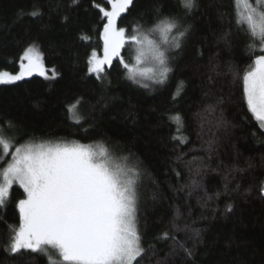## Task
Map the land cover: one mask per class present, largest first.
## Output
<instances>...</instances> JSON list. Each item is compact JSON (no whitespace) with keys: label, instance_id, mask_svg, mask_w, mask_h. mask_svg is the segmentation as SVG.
<instances>
[{"label":"trees","instance_id":"16d2710c","mask_svg":"<svg viewBox=\"0 0 264 264\" xmlns=\"http://www.w3.org/2000/svg\"><path fill=\"white\" fill-rule=\"evenodd\" d=\"M96 4L110 10L106 0H0V71H19L25 50L34 47L48 76L57 72L54 79L0 84V130L12 148L102 142L130 156L141 174L146 254L139 264H264V129L244 98L242 77L255 52L235 0H196L187 14L179 0H133L118 18L129 34L137 24L151 27L157 9L162 16L180 13L182 29L190 26L181 48L167 53V82L151 80L148 87L128 79L119 58L99 79L88 72L106 23ZM34 10L41 15L31 16ZM128 45L121 56L130 62ZM77 100L79 124L68 111ZM20 199L23 191L13 185L0 206V264H50L43 254L7 250Z\"/></svg>","mask_w":264,"mask_h":264},{"label":"snow or ice","instance_id":"6c2138e0","mask_svg":"<svg viewBox=\"0 0 264 264\" xmlns=\"http://www.w3.org/2000/svg\"><path fill=\"white\" fill-rule=\"evenodd\" d=\"M77 2L73 0V4ZM106 4L110 10L95 5L107 22L101 34L103 57L95 51L91 53L89 73H95L99 79L104 66L119 58L128 79L139 83L138 77H146L153 83L165 84L172 72L167 53L181 48L190 26L182 29L180 13L162 16L157 9L151 27L137 24L129 34L126 27L118 25V18L129 10L133 0H106ZM179 4L187 14L196 7V0H179ZM246 13L240 23L247 24L250 35L259 38L261 54L255 56L252 66L243 74V93L248 111L264 129V0L255 5L246 0ZM30 15L39 17L41 13L34 10ZM127 44L135 46L134 63L121 56ZM249 47L254 49L255 45ZM148 59L154 61V68H140ZM24 60L27 64L21 62L17 74L0 71V84L22 80L33 72L46 79L57 76L55 69L50 76L46 74L34 47L25 50L21 57ZM182 87L183 81L177 86L176 95ZM80 103L77 100L68 107L70 118L77 124L83 119L78 112ZM171 119L178 125L181 122L179 115ZM11 147V141L0 136L4 156H12L0 172V206L10 197L14 184L23 189L25 198L17 202L20 223L18 228L11 229L13 235L7 250L13 254L25 250L46 256L55 250L61 258L59 264H139L146 254L138 221L141 174L139 166L129 162L130 156H117L102 142L25 143L14 152H10ZM260 196L264 197V185L260 187ZM163 238H168L167 232Z\"/></svg>","mask_w":264,"mask_h":264},{"label":"rangeland","instance_id":"374dc122","mask_svg":"<svg viewBox=\"0 0 264 264\" xmlns=\"http://www.w3.org/2000/svg\"><path fill=\"white\" fill-rule=\"evenodd\" d=\"M250 2L253 4V5H255L257 2H258V0H250ZM235 6H236V16L238 17V20L240 21V19H241V17L243 16V15H246L247 13H246V0H239V2H236V0H235ZM107 22V21H106ZM245 25V27H248L247 26V24H244ZM102 32H103V30H102ZM102 32H101V34H102ZM251 36V35H250ZM251 38V44H254L255 45V48L254 49H252V51L253 52H255V56L256 55H260L261 54V44H260V40H259V38L258 37H256V38H254V37H250ZM102 48H101V50H100V52L98 53L97 51H95L96 53H97V55H98V57H100V58H102L103 57V47H104V42H103V39H102ZM36 50V49H35ZM128 51H129V54H130V57H131V61L130 62H132V63H134V56H135V46L134 45H131V44H129L128 45ZM36 52H37V50H36ZM93 52V51H92ZM38 53V52H37ZM91 56V55H90ZM255 56H254V58L253 59H255ZM41 61H42V59H41ZM254 61V60H253ZM24 64H27V60H24V61H22ZM252 64H253V62H252ZM252 64L250 65V66H252ZM88 66H89V64H88ZM106 67H109V65H105L104 66V69L106 68ZM140 68H142V69H149V68H154V61H152V60H150V59H148V60H145V62L142 64V65H140ZM250 68V67H249ZM248 68V69H249ZM46 69V68H45ZM19 71H20V67H19V69H18ZM19 71H17V72H15L14 74H17V73H19ZM89 72V71H88ZM47 74V73H46ZM90 74H92V75H94V76H96L97 77V75L95 74V73H90ZM35 75H37V76H40V77H45V76H41V75H39L37 72H33V74L31 75V76H35ZM48 75V74H47ZM149 75H151V73H149ZM31 76H25V77H31ZM25 77L23 78V79H25ZM139 81H140V83L142 84H149L148 82L149 81H151V80H149V79H147L146 77H138L137 78ZM14 83V82H13ZM0 136H3L5 139H8V140H10L11 141V137L9 136V134H6V132H2L1 130H0ZM11 143H12V141H11ZM12 146H14V144L12 143ZM17 147H19V146H17ZM16 148V147H15ZM15 148L13 147H11V149H10V152H14L15 151ZM11 159H12V156L9 154V155H7L6 157L4 156V154H3V157L1 158V160H0V172H2V170H3V168H5L6 166H7V164L9 163V162H11ZM14 185H17V186H19L18 184H14ZM22 191H23V189H22ZM23 198H25V195H24V193H23ZM19 219H20V217H19ZM18 227H19V225H18ZM17 227V228H18ZM48 257V259L49 260H52V261H54V260H61V258L58 256V253L55 251V250H52L51 251V256H47Z\"/></svg>","mask_w":264,"mask_h":264}]
</instances>
